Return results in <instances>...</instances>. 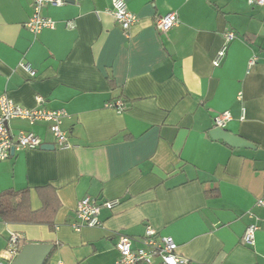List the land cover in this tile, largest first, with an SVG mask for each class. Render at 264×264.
<instances>
[{
    "label": "crops",
    "instance_id": "obj_1",
    "mask_svg": "<svg viewBox=\"0 0 264 264\" xmlns=\"http://www.w3.org/2000/svg\"><path fill=\"white\" fill-rule=\"evenodd\" d=\"M124 1L138 18L126 33L108 12L110 0H74L45 7L55 26L34 35L24 27L31 0H0V96L64 111L60 127L70 144L59 149L45 122H8L13 137L31 132L53 149L1 161L0 193L28 191L32 212L52 194L58 207L51 224L0 216V263L12 262L6 250L15 233L21 246L52 244L46 264H116V240L131 238L135 250L150 225L172 237L187 264H264V207L257 205L264 196V7ZM170 12L177 25L157 31L155 20ZM227 31L234 39L214 67ZM224 111L231 115L224 130L253 148L211 137L213 117ZM87 196L119 205L101 211L100 226L76 232L69 224ZM250 224L258 229L246 245Z\"/></svg>",
    "mask_w": 264,
    "mask_h": 264
},
{
    "label": "built area",
    "instance_id": "obj_2",
    "mask_svg": "<svg viewBox=\"0 0 264 264\" xmlns=\"http://www.w3.org/2000/svg\"><path fill=\"white\" fill-rule=\"evenodd\" d=\"M110 15L120 27L122 32L126 33L133 26L138 18L131 13L124 0H110ZM65 4L64 0H31L30 6L32 13L24 27L32 34H39L43 29L54 28L55 23L44 16L43 9L47 6L59 7ZM248 4L252 6L264 7V0H248ZM178 23L177 15L174 12L167 13L158 17L154 26L157 31L165 33L175 27ZM68 28H73L74 24L68 22ZM224 44L217 52L213 61V66H219L224 58L227 45L234 39V33L227 31L223 35ZM253 64V61L250 62ZM21 66L31 76L35 72L31 70L28 64L22 63ZM38 99V102H41ZM118 114L123 112V104L117 102L113 105ZM67 114L62 110H52L46 108L27 109L23 108L5 95L0 96V162L11 157V150L14 152L27 149H35L41 147V140L38 136L31 132L20 131L16 136H12L8 129V122L13 119L26 120L29 124L37 122H45L48 125V131L54 138L59 149L64 150L70 148L66 134L61 130V124ZM231 115L228 111L221 112L213 117L214 128L225 129L230 121ZM119 205V200L99 202L95 198L85 197L81 199L75 209V218L69 224L71 229L78 232L84 227L94 228L101 224L100 214L103 209L112 210ZM257 205L264 207V196L257 201ZM258 229L256 224H250L245 228L242 236V242L246 245L254 244V233ZM22 238L12 233L6 254L14 259L21 248ZM140 246L133 250L132 240L127 236H120L115 242V249L118 251L119 257L116 264H154L157 260L160 264H187V260L177 253V245L170 236H161L150 225L145 226L144 234L139 239ZM6 264V263H0ZM10 264V263H7Z\"/></svg>",
    "mask_w": 264,
    "mask_h": 264
},
{
    "label": "trees",
    "instance_id": "obj_3",
    "mask_svg": "<svg viewBox=\"0 0 264 264\" xmlns=\"http://www.w3.org/2000/svg\"><path fill=\"white\" fill-rule=\"evenodd\" d=\"M28 191L13 192L6 191L0 193V216L5 221L22 222V223H46L51 224L53 215L58 207L57 202L52 203V194L50 198H45L43 208L38 212H32L28 203ZM39 195L42 198L43 194ZM20 196L19 201H15L17 196ZM46 264V261L44 262Z\"/></svg>",
    "mask_w": 264,
    "mask_h": 264
},
{
    "label": "water",
    "instance_id": "obj_4",
    "mask_svg": "<svg viewBox=\"0 0 264 264\" xmlns=\"http://www.w3.org/2000/svg\"><path fill=\"white\" fill-rule=\"evenodd\" d=\"M67 3H72L74 0H64ZM210 135L213 139H221L228 145L240 148H253L252 144L242 140L238 136H235L228 131L220 128H214L211 130ZM42 150H51L53 146L42 145ZM14 154V150H11V156ZM53 249L52 244H24L21 246L19 252L12 260L10 264H44L45 260L49 256Z\"/></svg>",
    "mask_w": 264,
    "mask_h": 264
}]
</instances>
